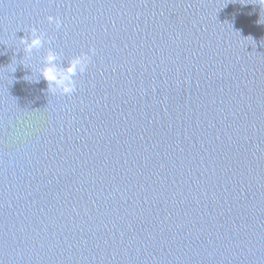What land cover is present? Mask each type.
Returning a JSON list of instances; mask_svg holds the SVG:
<instances>
[{
	"label": "clouds",
	"instance_id": "1",
	"mask_svg": "<svg viewBox=\"0 0 264 264\" xmlns=\"http://www.w3.org/2000/svg\"><path fill=\"white\" fill-rule=\"evenodd\" d=\"M261 4H264V0H260ZM50 23H55L57 27H60L62 21L59 16L53 17L49 15L47 17ZM36 27H32L31 32H36ZM21 41L26 44V50L31 51L32 48H38L41 46L42 41L39 36L33 35V38L28 41L27 37H21ZM91 53H95V48L89 50ZM91 55L88 52H84L82 55L74 57L69 66L64 70L67 74L64 77H59L58 72L60 69L55 64L56 56L49 51L47 56L48 64L42 71V77L48 82V90L52 91L53 85H57L61 88L63 94L71 95L76 90V82L71 79V75L76 73L77 66H79L80 72L84 73L88 64L91 62Z\"/></svg>",
	"mask_w": 264,
	"mask_h": 264
}]
</instances>
